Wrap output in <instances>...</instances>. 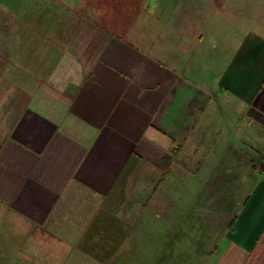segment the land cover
Segmentation results:
<instances>
[{"label": "crops", "instance_id": "crops-1", "mask_svg": "<svg viewBox=\"0 0 264 264\" xmlns=\"http://www.w3.org/2000/svg\"><path fill=\"white\" fill-rule=\"evenodd\" d=\"M185 37L144 46L86 20L44 61L16 56L0 75V207L71 247L54 229L73 227L106 263L141 188L192 204L237 187L206 264H264V21Z\"/></svg>", "mask_w": 264, "mask_h": 264}, {"label": "rangeland", "instance_id": "rangeland-1", "mask_svg": "<svg viewBox=\"0 0 264 264\" xmlns=\"http://www.w3.org/2000/svg\"><path fill=\"white\" fill-rule=\"evenodd\" d=\"M86 20L134 36L144 46L150 36L210 34L219 41L264 21V0H0V75L14 68L18 55L20 67L29 65L32 55L44 61L38 52L63 47ZM195 174L193 183L206 171ZM221 188L204 186L201 195L208 189L216 196H200L192 204L175 201L174 188L166 187L151 188L148 201L147 188H141L124 211L132 227L122 250L106 263L96 256L101 252L79 249L84 237L73 227L54 229L73 248L49 245L48 236L0 207V264H206L238 209L234 200L241 198L237 187L231 197H223Z\"/></svg>", "mask_w": 264, "mask_h": 264}, {"label": "trees", "instance_id": "trees-1", "mask_svg": "<svg viewBox=\"0 0 264 264\" xmlns=\"http://www.w3.org/2000/svg\"><path fill=\"white\" fill-rule=\"evenodd\" d=\"M39 234H43V235H45V236H48L47 239H45V241H46V243H48L49 245H53V246H55L56 244H58V245H62V247H64V246L67 245V244H65V243H62V242L58 241V239H57L55 236L50 235V234H48V233H46V232H44V231H39Z\"/></svg>", "mask_w": 264, "mask_h": 264}]
</instances>
